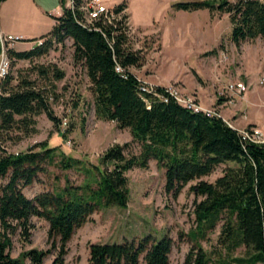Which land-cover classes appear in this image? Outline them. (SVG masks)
I'll return each instance as SVG.
<instances>
[{
    "label": "trees",
    "instance_id": "trees-1",
    "mask_svg": "<svg viewBox=\"0 0 264 264\" xmlns=\"http://www.w3.org/2000/svg\"><path fill=\"white\" fill-rule=\"evenodd\" d=\"M4 1L0 0V5ZM127 8L126 2L115 5L117 11ZM173 8L227 13L232 23L231 40L236 45L264 38V0L178 1ZM79 14V10L65 8L61 16H52L55 24L48 33L32 39H43L41 44L28 50L8 49V54L14 59L33 60L72 39L74 59L84 66L91 83L96 116L114 121L120 129H129L132 140L105 151L101 157L104 168L95 166L97 176L92 181L27 197L23 188L33 184L48 164L55 163L57 147L42 141L27 151L14 153L8 152L5 144L37 133L36 117L43 113L59 124L51 107V99L57 94L28 76L18 77L13 84L10 73L0 85V181L7 179L0 183V264H44L46 251L33 248L21 257L11 254V234L18 228L29 233L33 216L49 222V237L59 238L61 244L52 264H64L66 245L75 231L98 208L127 207V172L136 167L148 168L152 159L166 169L165 188L174 196L190 181L210 175L219 165L235 163L226 166L214 182L200 180L190 187L203 199L195 205L194 243L183 264H264V143L244 140L239 130L220 117L194 112L174 100L165 102L143 91L138 76L130 70L141 67L144 57L132 48L124 21L129 15L116 24L98 21L99 28L95 29L83 26ZM117 64L124 72L116 70ZM35 70L48 81L65 77L55 64ZM156 89L162 92L164 87ZM134 142L139 143L140 152L127 153ZM80 164L79 159L65 154L59 162L65 170L80 169ZM222 221L217 241L221 252L215 259L201 241ZM240 247H245L246 255L231 256ZM172 248L173 241L166 235L157 242L147 235L139 240L91 243L89 263L140 264L143 259L146 264H170Z\"/></svg>",
    "mask_w": 264,
    "mask_h": 264
},
{
    "label": "rangeland",
    "instance_id": "rangeland-1",
    "mask_svg": "<svg viewBox=\"0 0 264 264\" xmlns=\"http://www.w3.org/2000/svg\"><path fill=\"white\" fill-rule=\"evenodd\" d=\"M46 1L54 3L52 0ZM107 1L111 6L122 2L128 5L126 14L129 15L127 26L131 45L144 57V67L134 69L137 76L153 84L158 83L159 79L171 81L168 85L177 84L186 93H195L200 101L199 95L191 88L202 90L208 100L217 96L224 98L222 101H228L229 97L221 95V90L230 82H244L248 90L243 96L234 98L235 105L226 101L225 107L217 105L219 103L208 106L218 107L238 128L251 126H242L237 120L250 115L264 125V84L260 83L264 79V38L246 40L236 45L231 40L232 23L227 13L209 15L208 10L184 11L173 8L175 2L192 0ZM36 11L28 9V17H34ZM43 18L45 20L46 17ZM44 20L42 22L46 24ZM33 45L21 41L4 48L0 44V60L4 52L8 54V49L28 50ZM11 64L13 84L17 83L18 77L28 76L57 94L51 99V107L59 124L43 113L36 117L37 133L19 142L11 140L5 144L7 151L14 153L27 151L42 141L57 147L55 163L48 164L45 172L40 173L33 184L23 188L27 197L33 198L44 191H57L67 184L80 186L92 181L97 176L95 166L101 170L104 168L101 157L105 151L114 144L132 140L129 129H120L114 121L96 116L91 83L84 66L74 59L72 39L68 38L64 45L59 44L47 55L33 60L11 58ZM50 64H55L65 72L62 80L48 81L39 77L35 69ZM179 78L183 81H175ZM240 106L249 107V111L239 109ZM227 108L234 112L230 113ZM233 113L235 116L230 117L229 114ZM139 152L140 145L135 142L127 151ZM63 154L79 159L81 168L65 170L60 167ZM234 165L232 162L219 165L210 175L190 181L177 196L167 192L166 169L157 160L152 159L148 168H133L127 172L130 188L127 207H101L92 213L67 243L64 264H90L91 243L139 240L147 235H151L155 242L165 235L169 236L173 241L170 264H183L194 243L192 234L197 227L195 205L203 199L202 196L197 197L190 187L200 180L214 182L223 174L226 166ZM6 182L7 179L0 181L1 184ZM30 222L29 233L18 228L11 234L12 256L21 257L35 248L47 252L44 264H52L60 252L59 238L49 237V222L46 219L33 216ZM222 223L209 232L206 240L201 241L204 249L215 259L221 252L217 241ZM245 255V247L231 254L233 257ZM140 264L146 263L142 259Z\"/></svg>",
    "mask_w": 264,
    "mask_h": 264
},
{
    "label": "built area",
    "instance_id": "built-area-1",
    "mask_svg": "<svg viewBox=\"0 0 264 264\" xmlns=\"http://www.w3.org/2000/svg\"><path fill=\"white\" fill-rule=\"evenodd\" d=\"M65 8L71 9L73 12L79 10V22L85 27L95 29L99 28V26H97L98 21L116 24V22L124 20V16L126 15V9L117 11L115 5H109L107 0H67L64 4L63 12ZM124 21L125 24L128 25V18ZM21 41L24 40L20 36L6 34L0 30V44L3 45L4 48L8 44H14ZM42 42L43 39L34 40V45L41 44ZM4 53L0 60V84L10 74L12 65L11 58L8 54L6 55V53ZM116 70L118 72H124V68L120 64H117ZM138 78L141 81V89L143 91L152 92L165 102L174 100L194 112H202L209 117H220L229 126L239 130L244 140L255 143H264V132L260 127L251 125L246 128H238L234 122L222 114V111L218 107L203 105L195 93H186L183 87L177 86V84L163 86L164 90L159 92L156 88L161 85L148 82L147 80L141 79L139 76ZM260 83L264 84V79H262ZM247 90L248 85L244 82L238 81L228 83L220 93L221 95L229 97L227 103L235 105L234 98L237 96H243Z\"/></svg>",
    "mask_w": 264,
    "mask_h": 264
},
{
    "label": "crops",
    "instance_id": "crops-1",
    "mask_svg": "<svg viewBox=\"0 0 264 264\" xmlns=\"http://www.w3.org/2000/svg\"><path fill=\"white\" fill-rule=\"evenodd\" d=\"M54 1L53 4H49L48 1L46 0H6L4 2L1 3L0 5V30L6 34H12V35H16V36H20L24 41H22L23 43H29V44H34V38H38L43 34L48 33L52 27L55 24V19H53L52 16H61L62 12H63V8H64V1L65 0H52ZM58 3L60 4L59 7ZM30 8L32 9H37V13L35 12L34 17H28L27 15V11L28 9L30 10ZM128 9V8H127ZM207 9H201V10H197V11H205ZM209 11V10H208ZM209 15H211V12H208ZM50 15V18H48V16ZM37 16V17H36ZM43 16H45V20L43 18ZM130 19H131V15H130ZM45 21L46 24H44L42 21ZM29 40V41H26ZM32 40V41H30ZM33 47V46H32ZM30 47V48H32ZM144 66L138 67L139 69L142 68ZM136 67H131L130 70L132 72L135 73L134 69ZM198 75V74H197ZM146 80V79H145ZM183 81L182 78L179 79H175V81ZM174 81V80H172ZM171 81H167L164 82L162 80H158V83L156 84H160L162 86L164 85H168L170 84ZM184 83V82H183ZM194 89L195 92L199 95L201 101L206 105H212V104H217L219 106L225 107L226 106V101L227 100H221L224 99L222 97H211L210 100H208V97H206V93L202 92V90H197V87L195 88H191ZM228 97V96H227ZM215 104V105H216ZM242 109L244 106H240ZM247 109L249 111V107L248 108H243V110ZM227 110L231 112L232 111L230 108H227ZM242 110V111H243ZM248 111H246V113H248ZM230 117H234L235 114H229ZM241 119V120H240ZM237 119L238 121H240V124L242 126H246V125H255L258 126L262 129V131L264 132V125H262V123H260L259 121H257V118L255 119L254 117L247 116V118H244L243 116Z\"/></svg>",
    "mask_w": 264,
    "mask_h": 264
}]
</instances>
